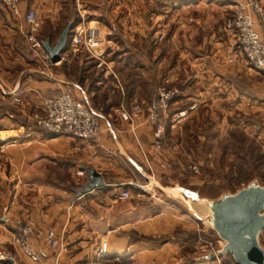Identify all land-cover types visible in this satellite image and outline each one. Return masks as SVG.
I'll return each instance as SVG.
<instances>
[{
	"label": "crops",
	"instance_id": "obj_1",
	"mask_svg": "<svg viewBox=\"0 0 264 264\" xmlns=\"http://www.w3.org/2000/svg\"><path fill=\"white\" fill-rule=\"evenodd\" d=\"M64 1L21 0V5L22 9L34 7L39 17L54 19L68 17ZM86 1L72 0L77 15L98 9L87 6ZM110 1L116 10L125 4L124 0ZM235 3L175 0L159 15L167 21L177 17L182 35L198 30V44L204 48L198 55L200 70L210 78L206 89L216 86L220 101L235 107L264 111V70L248 62L234 31L223 26ZM22 26L21 18L0 4V101L12 94L20 98L11 105L12 111L0 113V163L7 167L5 172L0 164V179L13 182L0 224V246L12 257L0 264H53L57 251L58 264H237L229 253L206 258L207 253L201 251L205 240H211L216 250L223 244L215 231L193 214L207 215V206L202 199H186L183 190H195L194 184L185 183L181 165L170 162L173 154L180 153L179 135L166 126L160 148H156L145 112L131 121L120 115L121 109H130L137 100L142 106L156 104L157 93L143 90L136 95L137 91L123 88L117 91V100L108 99L93 108L103 126L97 139L82 140L26 122L32 107L42 110L44 98L60 93L67 83L81 99L88 101L95 93L88 88L87 77L81 85L67 79L63 67L51 79L37 67L33 73L34 60L27 51ZM65 59L51 64H65ZM180 100L170 102L163 115L166 123L172 122L173 111L182 106ZM87 166L101 174L103 183L78 194L88 180ZM132 183L146 187L136 188ZM121 190L130 195L119 197ZM28 220L34 224L29 241L39 255L37 261L12 242L16 223ZM48 228L63 235L57 251L45 239ZM102 241L106 250L100 254Z\"/></svg>",
	"mask_w": 264,
	"mask_h": 264
},
{
	"label": "rangeland",
	"instance_id": "obj_2",
	"mask_svg": "<svg viewBox=\"0 0 264 264\" xmlns=\"http://www.w3.org/2000/svg\"><path fill=\"white\" fill-rule=\"evenodd\" d=\"M173 1L175 0H124L123 9L116 10L111 7L113 3L110 0H88L87 6L98 9L77 15L72 0H65L69 10L68 17L46 19L38 15L41 25L37 35L43 39L50 38L51 42L56 41L67 22L74 23L68 31L69 38L65 51L62 52L66 53L63 62L67 61L68 64L50 63L48 70H51L53 76H57L56 73L63 67L67 79L81 85L87 77L88 88H92L95 94L84 101L92 109L105 104L108 99L109 102L117 100V91L123 88L137 91L135 94L139 95L143 90L149 94L152 91L157 93L158 86L161 85L166 89L176 87L178 93L168 104L174 98H180L182 106L177 109H186V115L166 123L163 115L167 109L162 113V121L164 130L167 126L179 135L177 141L181 142V150L172 155L170 162L181 165L185 183L191 181L193 189L200 190L203 194L216 193L217 196L235 191L250 181L264 184V111L251 109L249 106L235 107L220 101L214 89L216 86L206 89V82L210 78L200 70L202 59L198 55L204 48L198 44V30L194 28L190 35L188 32L182 35L183 32L177 27V17L174 16L173 21H167L166 16L159 15ZM156 14L159 16L156 17ZM81 20L98 27L106 49V61L114 73H106L103 68L96 66L85 51L70 50L73 27ZM23 38L25 41L24 36ZM79 60L83 62L78 64ZM31 66L32 72L37 67L47 77L40 63L35 64L33 61ZM102 72L107 75L104 76ZM97 79L100 82H96ZM17 103L9 96L5 102L0 101V106L7 104V109L12 110L11 105ZM136 103L141 105L138 100ZM144 105H141L142 108ZM36 112H41V109L32 107L27 123L35 124L33 115ZM144 112L146 115L145 109L142 113ZM0 164L6 172L7 167ZM192 164L196 165L197 171L190 169ZM12 184L9 180L0 179V224L3 222L2 210L9 200ZM261 238L264 241V229ZM0 248L6 249L5 246Z\"/></svg>",
	"mask_w": 264,
	"mask_h": 264
},
{
	"label": "built area",
	"instance_id": "obj_3",
	"mask_svg": "<svg viewBox=\"0 0 264 264\" xmlns=\"http://www.w3.org/2000/svg\"><path fill=\"white\" fill-rule=\"evenodd\" d=\"M0 4L5 6L13 16L21 18L24 24L21 33L25 37L30 58L40 63L47 77L54 78L51 70H48L52 61L43 47L44 39L37 35L41 20H39L36 9L34 7L22 9L21 0H0ZM227 14L223 24L224 28L234 31L236 43L240 46L248 62L256 69L264 70V2L262 3L260 0H236L232 10ZM69 45L70 50L73 52L85 51L94 64L103 68L106 73H114L110 64L106 61V49L96 26L81 20L73 27ZM60 57V59H65L66 53H60ZM157 93L156 104L147 103L142 108L140 104L133 103L129 110L121 109L120 115L124 120L131 121L145 109L146 119L152 125L154 146L160 148L164 131L162 113L167 111L168 102L178 93V89L176 87L166 89L161 85L158 86ZM10 98L15 103L20 101L17 94H12ZM192 106L193 104L190 105V107ZM185 115L186 109H177L172 114V120L175 121V119ZM33 121L49 132L69 134L82 140L97 139L103 132L99 112L93 110L84 99L75 96L73 87L69 83L60 93L44 98L42 110L33 115ZM190 169L197 171L198 168L195 164H192ZM79 172L83 173L82 170H79ZM145 185L139 184L142 188H145ZM129 195L128 190L119 192V197H128ZM33 230L34 224L32 221L17 222L12 233V242L23 254L37 261L39 255L29 241V235ZM44 235L52 250L57 251L56 249L61 247L63 243L62 234L48 228ZM201 245V251L204 253L216 251V247L211 240H205ZM105 250V242L102 241L99 253L102 254ZM11 257L12 254L8 250L0 248V261ZM58 258L59 251L54 254L53 264H58Z\"/></svg>",
	"mask_w": 264,
	"mask_h": 264
},
{
	"label": "water",
	"instance_id": "obj_4",
	"mask_svg": "<svg viewBox=\"0 0 264 264\" xmlns=\"http://www.w3.org/2000/svg\"><path fill=\"white\" fill-rule=\"evenodd\" d=\"M72 22H67L56 41L50 38L43 40V47L52 62L60 60V53L65 51L68 31ZM85 171L88 180L78 190L82 194L103 183L101 174L87 166ZM131 186L138 188L137 184ZM188 200L202 199L206 204L207 215L193 214L203 220L208 228L215 231L222 246L215 252L204 254L210 258L229 253L237 264H264V243L261 232L264 229V184L250 181L239 189L224 192L203 194L200 190H183Z\"/></svg>",
	"mask_w": 264,
	"mask_h": 264
},
{
	"label": "trees",
	"instance_id": "obj_5",
	"mask_svg": "<svg viewBox=\"0 0 264 264\" xmlns=\"http://www.w3.org/2000/svg\"><path fill=\"white\" fill-rule=\"evenodd\" d=\"M74 23H72V25H73ZM68 38H69V36H68ZM7 104H5V105H1L0 106V108H1V110H0V113H6V111H12L11 109L9 110V109H7Z\"/></svg>",
	"mask_w": 264,
	"mask_h": 264
}]
</instances>
